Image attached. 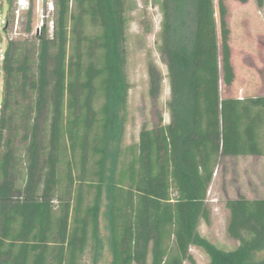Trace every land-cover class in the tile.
<instances>
[{"label": "trees", "instance_id": "16d2710c", "mask_svg": "<svg viewBox=\"0 0 264 264\" xmlns=\"http://www.w3.org/2000/svg\"><path fill=\"white\" fill-rule=\"evenodd\" d=\"M11 6V0H8ZM245 4L248 0H235ZM127 0H53L33 34L8 37L0 91V264H97L107 194L111 264H264V199L229 200L223 251L198 232L221 158L264 157V96L223 98L235 72L224 0H161L160 52L170 86V121L159 116L109 168L113 111L126 93L116 63ZM264 7V0H256ZM13 17V16H12ZM117 58V60H116ZM149 94L162 75L148 67ZM107 192V193H106Z\"/></svg>", "mask_w": 264, "mask_h": 264}, {"label": "rangeland", "instance_id": "374dc122", "mask_svg": "<svg viewBox=\"0 0 264 264\" xmlns=\"http://www.w3.org/2000/svg\"><path fill=\"white\" fill-rule=\"evenodd\" d=\"M8 0H0V13L12 17ZM50 1H46L47 27L52 35V12ZM228 10L227 22L230 29V46L235 81L232 86L221 84L223 98H250L264 96V7L258 6L256 0H248L242 4L235 0H224ZM161 0H127L126 30L122 56L116 58V63L122 74L120 89L125 92L124 100L119 101L113 111V125L109 147V168L113 167L119 149L138 142L143 128H153L163 118L164 124L170 121L168 103L170 101V86L167 66L160 52L161 45ZM216 19L218 15V0H215ZM27 15L20 20L19 28L12 26L8 37L24 40L34 39L33 35L23 33ZM41 24L40 17L33 13V34ZM6 34L0 35V52L7 46ZM154 64L162 75L161 91L158 99L149 94L150 84L148 67ZM1 85V81H0ZM107 193V192H106ZM244 197L249 200L264 199V157H226L221 158L219 166L207 196L209 222L202 221L198 227L199 234L208 242L223 251H233L238 243L232 240L227 227L230 219L226 203ZM107 194L103 199L100 225V247L97 264H111L110 236L108 229ZM191 255L196 264H209L206 252L198 247H191ZM91 251L85 257V264L91 263ZM249 261L264 263V247L253 253ZM185 264H191L185 262Z\"/></svg>", "mask_w": 264, "mask_h": 264}, {"label": "built area", "instance_id": "2783aa9c", "mask_svg": "<svg viewBox=\"0 0 264 264\" xmlns=\"http://www.w3.org/2000/svg\"><path fill=\"white\" fill-rule=\"evenodd\" d=\"M46 1L48 0H13V8H12V16L14 20V28H19L20 20L24 15H27V13L30 10H33V13L35 12L40 17L41 24L37 27L35 30V35H40L42 32V28L46 22L47 12H46ZM50 3V10L53 13L54 11V4L53 0H49ZM6 19L3 17V15L0 13V35L4 32V28L6 26ZM51 26L53 27V23L51 21ZM4 59L3 51L0 52V65L2 66V61ZM0 91H1V85H0Z\"/></svg>", "mask_w": 264, "mask_h": 264}, {"label": "water", "instance_id": "95a60500", "mask_svg": "<svg viewBox=\"0 0 264 264\" xmlns=\"http://www.w3.org/2000/svg\"><path fill=\"white\" fill-rule=\"evenodd\" d=\"M1 74H2V66L0 65V81H1Z\"/></svg>", "mask_w": 264, "mask_h": 264}]
</instances>
